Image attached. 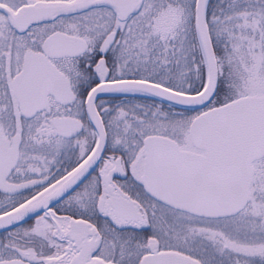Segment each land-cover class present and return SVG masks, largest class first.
Here are the masks:
<instances>
[{
    "label": "snow or ice",
    "instance_id": "6c2138e0",
    "mask_svg": "<svg viewBox=\"0 0 264 264\" xmlns=\"http://www.w3.org/2000/svg\"><path fill=\"white\" fill-rule=\"evenodd\" d=\"M0 264H264V0H0Z\"/></svg>",
    "mask_w": 264,
    "mask_h": 264
}]
</instances>
